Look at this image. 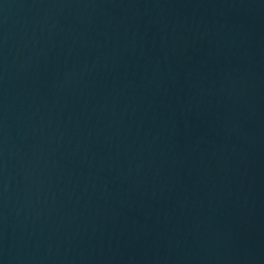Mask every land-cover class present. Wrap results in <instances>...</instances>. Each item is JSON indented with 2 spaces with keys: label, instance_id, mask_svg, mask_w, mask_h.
<instances>
[{
  "label": "water",
  "instance_id": "95a60500",
  "mask_svg": "<svg viewBox=\"0 0 264 264\" xmlns=\"http://www.w3.org/2000/svg\"><path fill=\"white\" fill-rule=\"evenodd\" d=\"M0 264H264V0H0Z\"/></svg>",
  "mask_w": 264,
  "mask_h": 264
}]
</instances>
